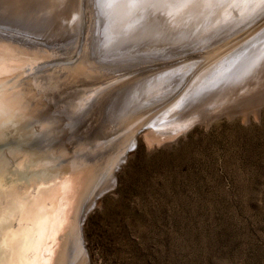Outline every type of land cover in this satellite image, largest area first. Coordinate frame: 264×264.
I'll return each mask as SVG.
<instances>
[{
  "label": "bare ground",
  "instance_id": "bare-ground-1",
  "mask_svg": "<svg viewBox=\"0 0 264 264\" xmlns=\"http://www.w3.org/2000/svg\"><path fill=\"white\" fill-rule=\"evenodd\" d=\"M77 1L0 0V30L36 39L0 36V124L15 133L10 154L0 159V205L17 210L14 238L0 213V264H87L81 214L100 190L113 187L111 175L137 137L131 130L104 148L109 134L147 111L141 125L176 120L192 106L217 102L235 82L264 83V25L227 50L216 49L227 34L263 17L262 0H86L95 21L80 61L23 78L26 66L71 56L84 16L81 0L78 19ZM202 49L201 59L141 75L84 107L114 79ZM64 116L71 118L67 124H52ZM146 131L140 134L150 147Z\"/></svg>",
  "mask_w": 264,
  "mask_h": 264
},
{
  "label": "rangeland",
  "instance_id": "rangeland-1",
  "mask_svg": "<svg viewBox=\"0 0 264 264\" xmlns=\"http://www.w3.org/2000/svg\"><path fill=\"white\" fill-rule=\"evenodd\" d=\"M213 102L141 127L81 214L87 264H264V83Z\"/></svg>",
  "mask_w": 264,
  "mask_h": 264
},
{
  "label": "water",
  "instance_id": "water-1",
  "mask_svg": "<svg viewBox=\"0 0 264 264\" xmlns=\"http://www.w3.org/2000/svg\"><path fill=\"white\" fill-rule=\"evenodd\" d=\"M81 0L77 1V6H78V19L81 18L80 17V10H79V3ZM83 3V9H84V16L81 18V23L79 24L80 26V33H78L79 35L77 36V44L71 45L69 48V51L72 50L71 56H67V54L65 55V57H61V58H55V59H49L47 60L48 62L45 63V61H40L42 63H35L34 65H32L31 67H24V76L25 79H28L30 77H32L34 74H41L43 72H46L48 70H52V69H58L60 70L61 67H73L76 63H78L80 61V59L82 58L81 55L83 54V52H85L86 50V38H87V28L89 27H94V21H95V11L92 8V11L88 5V2L86 3V0L82 1ZM244 23V22H242ZM253 24H251L247 29H245L246 31L239 33L238 35L230 38V36L232 35H226L223 39H226L225 41H227L225 44H223L222 39L219 40V42L217 43V53H220L224 50H227L229 47H231L233 44L241 41L243 38L247 37L249 34H251L254 30L258 29L259 27H262L264 25V15L263 17L261 16V18H259L258 20H255L254 22H252ZM94 29H92L93 31ZM0 36L4 37L5 40H9L12 39L13 41L16 42H21L20 40L23 41H29V42H34V40L36 41L35 38H31V37H26V36H21V34H17V33H13L11 31H6L3 32L0 30ZM27 38V39H25ZM39 40V39H37ZM22 43V42H21ZM41 44V43H40ZM223 44V45H222ZM57 47V46H56ZM62 47H58V49H61ZM64 48V47H63ZM62 48V49H63ZM74 50V51H73ZM215 51V47L213 49V52ZM212 52V53H213ZM205 55V52H203L202 50L199 51H194L192 53H188L185 55H182L180 57L174 58L170 61H166V62H161V63H156L154 65H145V67H143L144 69L138 70V71H133L131 74L129 75H125L122 76L118 79H114L113 81L106 83L103 87L102 90L103 92H101V96L98 98L97 96H90L88 99H86L87 101L84 103V107H86V109H88V107L94 106L96 104H98L100 101H102L105 96L107 94H110L112 92H114L115 90L120 89L123 84L127 83V82H131V81H135L137 80L141 75L144 74H148L151 71H159L161 69H165V68H169V67H174V66H179L183 63H186L188 61H194V60H198L201 59L202 55ZM211 54V53H210ZM42 65V66H41ZM198 71L197 69L195 70V72ZM104 94V95H103ZM92 100V101H90ZM84 109H81V111H83ZM150 114L147 112L137 115L135 116L133 119H131L130 121L126 122L122 127H120L119 129L114 130V132H112L111 134H109V138L107 139V142L102 143V145H104V148H108L110 147L112 144L116 143L119 139H121L123 136H125L127 133H129V131L134 130V132L137 134L140 130L141 127H143L144 125H141L145 122V120L148 118ZM71 120L70 117L64 116L63 118H58L56 122L52 123V124H67L69 121ZM42 122V120H40ZM43 123V122H42ZM32 125H34V127H39L41 125H39L38 123H33ZM51 124H49L50 126ZM113 135V137L111 136ZM72 148L73 145L71 144ZM70 148V149H72Z\"/></svg>",
  "mask_w": 264,
  "mask_h": 264
},
{
  "label": "snow or ice",
  "instance_id": "snow-or-ice-1",
  "mask_svg": "<svg viewBox=\"0 0 264 264\" xmlns=\"http://www.w3.org/2000/svg\"><path fill=\"white\" fill-rule=\"evenodd\" d=\"M264 2V0H262ZM14 131L10 128L5 127L3 124H0V146H3V152H0V159L8 156L11 149L7 147L8 141L14 136ZM4 178L7 180L11 178L9 172L4 173ZM0 213H3L7 219L3 224L4 229L6 230V235L9 238H14L16 233L13 231V221L17 218V210L11 206L4 207L0 205Z\"/></svg>",
  "mask_w": 264,
  "mask_h": 264
}]
</instances>
